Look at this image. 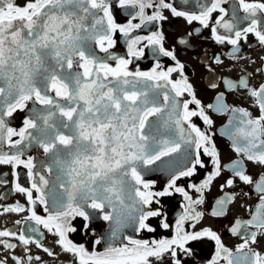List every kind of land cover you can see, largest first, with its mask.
I'll use <instances>...</instances> for the list:
<instances>
[{
  "label": "snow or ice",
  "instance_id": "snow-or-ice-1",
  "mask_svg": "<svg viewBox=\"0 0 264 264\" xmlns=\"http://www.w3.org/2000/svg\"><path fill=\"white\" fill-rule=\"evenodd\" d=\"M227 4L229 0H208L198 5V13H190L177 10L166 0H118L125 15L139 18V23L129 20L127 24H120L114 18L111 0H23L22 3L0 0V164L11 165L14 176L17 166L27 169L31 188L15 184V191L26 194L29 205L33 206L26 220H34L58 237L56 242L62 251L71 254L75 264H165L166 261L182 264L181 253L192 254V249L186 247L188 242L204 237L215 242V254L209 264L221 261L223 264H264V253L252 247L258 236H264V173L254 179L246 174L242 163L247 160L264 167V83L251 87L247 77H242L238 84L224 81L229 90L239 87L246 91L256 109L255 115L246 108L229 107L223 102V93L215 105L207 106L220 114L231 113L221 135L231 141L237 159L222 166L212 137L192 123V117H199L209 126L213 121L183 76L184 65L172 51L165 49L163 34L132 35L146 23L167 19L162 10H170L173 16L183 17L189 24L198 21L204 28H210L217 44L232 45L231 59L238 58L241 41H246L249 34L264 46V0H234L231 15L223 6ZM150 8L156 11L148 15L146 9ZM128 9L136 11L128 12ZM117 34L126 38L129 58L110 51L117 44L114 38ZM143 40L147 41L145 47L152 46L154 54L176 60V66L158 71L161 65L157 62L150 72L130 71L132 58L145 55L143 48L138 47ZM215 63H222L219 56ZM173 73H180L182 79L174 80ZM185 93L191 99L179 100ZM190 104L199 110H190ZM25 110L23 127L18 130L11 127L9 118ZM162 128L178 130L179 139L162 138ZM181 142L195 146L194 155L186 153L191 167L173 172L163 191H149L152 183L145 181L143 173L153 169L146 166L180 152ZM33 146L42 149L45 156L38 162L39 167L33 156L22 159ZM201 149L204 156L211 157L214 170L201 184L189 185L201 193L199 199L193 200L176 182L181 177L193 176L197 166L205 167ZM222 168L232 174L222 188H232L238 179L252 186L258 195V203L248 209L249 218H237L229 229L243 241L235 251L226 247L210 228L196 232L184 229L186 220L198 222L202 218L203 213L197 212L194 205L204 202L203 191L221 175ZM173 188L188 202L176 222L175 236L149 242L123 235L122 229L126 227L154 232L149 220L161 213L148 206L155 196L171 195L169 189ZM33 190L38 194L35 199ZM235 199L236 196L225 193L217 200L211 215L224 216L226 205ZM37 201L49 213L47 218L36 214ZM4 211L25 209L17 204ZM76 217L110 222L103 251H89L68 238V233L77 231L71 223ZM161 226L169 228L168 223ZM82 227L88 229L89 225ZM13 235L8 230L0 231V237ZM17 238L24 245L36 243L42 247L23 233ZM0 243L5 249L15 247ZM94 243L101 245V238ZM43 251L53 255L48 248ZM12 259L16 264H25L18 257ZM35 259L38 261L40 257ZM32 260L31 255L27 256L28 264ZM0 264L6 262L0 260Z\"/></svg>",
  "mask_w": 264,
  "mask_h": 264
},
{
  "label": "flooded vegetation",
  "instance_id": "flooded-vegetation-1",
  "mask_svg": "<svg viewBox=\"0 0 264 264\" xmlns=\"http://www.w3.org/2000/svg\"><path fill=\"white\" fill-rule=\"evenodd\" d=\"M17 2L22 3L23 0H17ZM111 2L114 5L113 15L117 23L127 24L129 20L134 24L139 23V18L132 19L131 15L124 14L125 10L119 7L118 0H111ZM166 2L171 3L177 10L198 13L200 11L198 5L206 4L208 0H188V3H183V0H166ZM233 2L234 0H229V4L223 5L229 9L230 15ZM135 11V9H128V12ZM154 11H156L155 8L146 9V14L151 15ZM162 11L167 19L146 23L141 28L136 29L132 35L146 37L153 32L163 34L164 40L162 43L165 49L172 51L176 56V60L184 65L183 76L187 77L188 82L193 87L196 98L201 102V106L204 107L205 113L213 121L212 125L209 126L199 117H192V123H195L201 131L212 137V141L220 154L221 165H230L237 159V155L233 151L231 141L227 136L221 135V131L228 124L231 113L220 114L207 106L210 104L215 105L217 97L223 93V102L229 107L246 108L253 112L254 115L257 114L246 91L239 87L235 90H229L224 81L231 80L238 84L242 77H247L251 87H258L260 83H264V59H262L264 58V46L259 45L254 35L249 34L246 41H241L240 51L237 53L238 58L231 59L229 53L232 51V45L217 44L211 37L210 28H204L198 21H193L189 24L183 17L173 16L170 10ZM213 15L218 16L219 13H213ZM196 29L200 30L196 31ZM220 31L223 33L224 30L220 29ZM114 38L117 39V44L110 51L117 56L129 58L127 56L126 38L121 34H117ZM181 40L186 41V43H181ZM146 44L147 41L143 40L138 45V47L143 48L145 55L139 59L132 58L133 63L129 65L130 71L138 69L150 72L157 62L161 65V69H158V71H166L169 67L176 66V60H172L162 54H154L152 46L145 47ZM100 55L103 56L104 54L100 53ZM217 56L220 57L222 63H215ZM109 62L115 66L114 62ZM172 77L174 80L182 79L180 73H173ZM212 84H215L216 87H212ZM178 99L181 101L190 100L191 97L185 93L183 97ZM160 100L163 101L162 95ZM189 107L190 110H199L195 105L190 104ZM26 115L27 110L14 113L13 117L9 118L10 126L17 130L23 127V120ZM184 127L187 128V125L185 124ZM161 132L164 133L162 138L179 139L178 130L162 128ZM13 139H16V137ZM7 150V146H5V151ZM189 152L194 155L195 146H188L181 142L180 152L163 157L156 164L146 166L148 169H153L143 173L145 181L152 183L149 191L154 193L163 191L168 187L173 172L178 173L183 168L191 167L190 160L186 155ZM29 155L36 158L34 162H37V167H39L38 162L45 159L43 150L35 146L29 149L22 159H27ZM201 158L205 161L204 168L197 166V171L193 176L181 177L176 182V186L184 188L193 200L199 199L201 193L196 192L189 185L201 184L214 170L211 157L204 156L203 149H201ZM242 163L246 174L253 176L254 179L264 173V167L254 165L247 160H243ZM13 171L14 169L11 165L0 164V231L8 230L15 233L13 236L0 237V242L15 245L14 248L5 249L3 243H0V260L5 261L6 264H16L12 259L15 256L23 260L25 264H28L27 256L31 255L33 257L31 264H75L71 254L62 251L56 242L58 237L54 236L43 225L36 224L34 220H26V217L31 215L29 209L33 206L29 205L26 194L15 191V184L19 183L22 187L30 189L32 181L27 176V169L22 165L15 168L16 176L13 175ZM42 174L47 177L46 172ZM231 175L227 168H222L221 175L216 177L209 188L203 191L204 202L194 205L197 212L203 213L202 218L198 222L190 219L186 220L184 229L188 232H196L204 228H210L221 237L226 247L235 251L237 245L243 241L241 237L232 235L229 229L237 218H249L248 209L258 203V195L254 192L252 186L244 184L238 179L232 188L226 186L222 188L221 186L225 184L226 179L231 178ZM138 187H141L143 191L142 186ZM169 191L171 195L155 196L153 203L148 206L154 210H159L161 213L160 216L152 217L149 220L150 225L155 229L154 232H148L147 230L133 231L132 227H126L122 229L123 235L133 239L148 240L149 242L152 240L171 239L175 236L176 222L184 214L188 202L174 188L169 189ZM225 193L236 196V199L226 205V214L224 216L211 215L212 211L217 207V200L222 198ZM37 196L38 194L33 190L34 199ZM156 201H159V203H156ZM17 204L22 206L25 211H4L5 208L14 207ZM35 211L38 216L43 218H47L49 214L44 211V205L39 204L38 201L35 205ZM88 211L92 210L89 209ZM96 216H100V214L97 213ZM71 223L77 231L68 233L70 240L76 244H83L89 251H103L104 239L110 234V222L104 221L102 218H92L89 221H84L82 217H76ZM162 223H168L169 228H163L161 226ZM83 224H88L89 228L84 229L82 227ZM33 229L36 231H33ZM22 233L31 241L39 242L42 247H37L36 243L22 244L17 238ZM97 238H101V245H95L94 241ZM127 242L126 239L123 240V243L126 244ZM116 243L119 244V241H116ZM186 247L192 249V254L181 253L182 264H209L215 254V242L206 237L197 241H189ZM252 247L264 253V236H258L257 243L252 245ZM43 248H48L53 255L49 256L43 251ZM35 257H40V259L37 261ZM165 264H168V262L166 261ZM220 264H223V261Z\"/></svg>",
  "mask_w": 264,
  "mask_h": 264
}]
</instances>
